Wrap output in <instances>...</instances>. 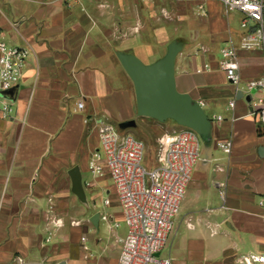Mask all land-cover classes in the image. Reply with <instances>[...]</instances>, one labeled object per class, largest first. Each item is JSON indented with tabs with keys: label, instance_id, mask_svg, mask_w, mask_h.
Segmentation results:
<instances>
[{
	"label": "crops",
	"instance_id": "obj_1",
	"mask_svg": "<svg viewBox=\"0 0 264 264\" xmlns=\"http://www.w3.org/2000/svg\"><path fill=\"white\" fill-rule=\"evenodd\" d=\"M241 19L221 0H0L4 38L30 52L9 90L11 116L0 110V264H79L69 236V227L83 224L73 215L77 201L107 240L86 264H118L127 226L114 187L105 184L110 178L89 171L99 137L85 119L106 116L118 126L141 119L172 133L169 120L138 114L118 56L151 64L172 42L181 46L177 89L202 106L212 130L201 136V159L160 256L172 264H241L243 254L264 252V125L251 113L255 96L237 92L220 68L222 49L240 45ZM239 64L242 87L264 76L262 50H240ZM228 140L231 154L218 146ZM105 191H113L109 204ZM89 195L103 198L102 211Z\"/></svg>",
	"mask_w": 264,
	"mask_h": 264
},
{
	"label": "built area",
	"instance_id": "obj_2",
	"mask_svg": "<svg viewBox=\"0 0 264 264\" xmlns=\"http://www.w3.org/2000/svg\"><path fill=\"white\" fill-rule=\"evenodd\" d=\"M221 1L229 12L242 14L243 33L239 47L228 45L222 49L220 68L237 92L255 96L251 113L264 125V76L248 80L242 87L239 64L240 50L264 52V0ZM29 54L28 48L8 46L0 27V110L5 118L11 116L13 107L3 92L18 84ZM205 68L210 66L206 64ZM229 106L233 109L235 101ZM78 108H84L82 101ZM85 122L94 124L99 137L89 170L97 178H110L127 226L118 264H172L171 258H161L160 253L170 240L194 166L201 159V136L185 126L163 135L159 139L157 165L150 167L142 139L120 133L106 116L87 117ZM218 146L231 154L233 142L221 141ZM105 203L109 204L110 199L106 198ZM259 205L264 220V192ZM102 218L108 219L106 215ZM240 262L264 264V252L245 253Z\"/></svg>",
	"mask_w": 264,
	"mask_h": 264
},
{
	"label": "water",
	"instance_id": "obj_3",
	"mask_svg": "<svg viewBox=\"0 0 264 264\" xmlns=\"http://www.w3.org/2000/svg\"><path fill=\"white\" fill-rule=\"evenodd\" d=\"M181 51L177 42H172L166 54L151 64H145L133 54L119 53V59L131 77L135 87L138 114L160 122L173 120L181 126L195 130L208 137L212 121L202 106L187 94L177 89L176 59ZM12 91L3 92L9 97ZM250 98V97H249ZM136 126L134 120L122 122L120 128ZM26 264H43L29 262Z\"/></svg>",
	"mask_w": 264,
	"mask_h": 264
},
{
	"label": "rangeland",
	"instance_id": "obj_4",
	"mask_svg": "<svg viewBox=\"0 0 264 264\" xmlns=\"http://www.w3.org/2000/svg\"><path fill=\"white\" fill-rule=\"evenodd\" d=\"M5 39V38H4ZM6 43L8 46L11 45L6 39ZM151 121V119H150ZM136 126L129 127V128H120L116 123L113 122V124L116 126V129L122 133V134H130L135 136L136 138L142 139L146 144V163L148 166L153 167L157 165V154L159 152V139L163 136V133L161 132V128L157 126L156 123L150 125L149 127L146 126L145 122H142L141 119H138ZM171 124L174 125V130H179L181 128V125L176 123L173 120H169ZM173 131V130H172ZM90 171V170H89ZM86 173V176L91 175V171ZM105 184L109 186L110 188L113 187L112 181L110 179L105 180ZM105 198H111L113 196V191L109 194L107 191L104 193ZM89 204L97 203V207L99 210L102 211L103 207V198L101 196H98L96 200H92L89 195L88 199ZM88 210L87 205L84 204V202L77 201L75 209H73V215L76 219H79L83 222V224L79 227H75L73 229H70L69 236L72 238V240L75 242V247H79L80 253L78 255V262L79 264H86L95 262L96 259L99 258V256L102 253V248L107 245L106 238H102V236L95 231L94 226L88 221ZM178 216V215H177ZM177 216L174 219V222H176ZM175 231V224L172 234L170 235V238L173 236ZM81 237H86L87 241H81ZM102 240L100 242H97V240ZM100 243V244H99ZM84 244L88 246V250H84ZM76 251V250H73ZM84 254H87V258H85Z\"/></svg>",
	"mask_w": 264,
	"mask_h": 264
}]
</instances>
